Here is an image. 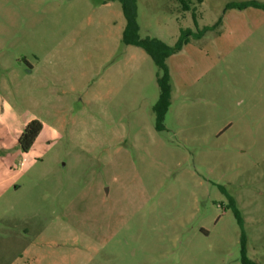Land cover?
<instances>
[{
	"label": "rangeland",
	"instance_id": "rangeland-1",
	"mask_svg": "<svg viewBox=\"0 0 264 264\" xmlns=\"http://www.w3.org/2000/svg\"><path fill=\"white\" fill-rule=\"evenodd\" d=\"M135 1L141 40L211 28L163 116L119 1L0 0V264H244L242 229L264 264V0Z\"/></svg>",
	"mask_w": 264,
	"mask_h": 264
},
{
	"label": "trees",
	"instance_id": "trees-1",
	"mask_svg": "<svg viewBox=\"0 0 264 264\" xmlns=\"http://www.w3.org/2000/svg\"><path fill=\"white\" fill-rule=\"evenodd\" d=\"M105 2L119 1L122 4L124 15L128 21V27L124 34V43L131 46H136L144 49L153 59L156 66L164 72V77L160 81L161 93L159 102L155 106V110L158 111L162 109V116L166 111H168L170 103V85L168 72L166 68V60L180 52L183 47L190 41L191 38L200 39L206 32L210 31V27H205L202 30L198 29L197 32H193L191 29H181L180 36L174 46H169L163 41L157 38L147 37L146 40H141L138 37V27L135 24V14H136V1L135 0H104ZM237 8H247L253 6L255 8H260L264 10V3L249 1L242 4L233 5ZM187 9V7H186ZM43 129L42 123L37 120H31L28 122L24 130L21 132L18 138V145L23 153L27 154L33 145L35 144L38 136ZM237 219L242 226L241 219L237 214ZM246 235L242 229L241 244H242V254L244 259V264H249L250 262L246 258Z\"/></svg>",
	"mask_w": 264,
	"mask_h": 264
}]
</instances>
